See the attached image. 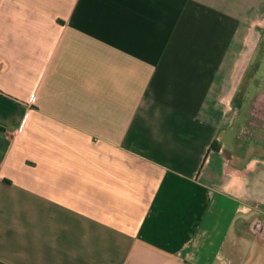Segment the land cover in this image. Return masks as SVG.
I'll use <instances>...</instances> for the list:
<instances>
[{
	"label": "crops",
	"instance_id": "crops-1",
	"mask_svg": "<svg viewBox=\"0 0 264 264\" xmlns=\"http://www.w3.org/2000/svg\"><path fill=\"white\" fill-rule=\"evenodd\" d=\"M259 100L264 0H0V264H264Z\"/></svg>",
	"mask_w": 264,
	"mask_h": 264
},
{
	"label": "rangeland",
	"instance_id": "rangeland-1",
	"mask_svg": "<svg viewBox=\"0 0 264 264\" xmlns=\"http://www.w3.org/2000/svg\"><path fill=\"white\" fill-rule=\"evenodd\" d=\"M253 101V100H252ZM259 101H261V103L263 104V102H264V100H259ZM240 105L242 106V103H241V100H240ZM256 105L258 106L259 104L258 103H256ZM246 106H247V104L245 105V109L247 110V108H246ZM259 107V106H258ZM241 108V107H240ZM240 110H242V109H240ZM261 112H262V110H261ZM259 119V118H258ZM260 120V119H259ZM261 121V122H260ZM259 121V123H262V124H264V122H263V118H261V120Z\"/></svg>",
	"mask_w": 264,
	"mask_h": 264
},
{
	"label": "clouds",
	"instance_id": "clouds-1",
	"mask_svg": "<svg viewBox=\"0 0 264 264\" xmlns=\"http://www.w3.org/2000/svg\"><path fill=\"white\" fill-rule=\"evenodd\" d=\"M249 167H251V165H249Z\"/></svg>",
	"mask_w": 264,
	"mask_h": 264
}]
</instances>
